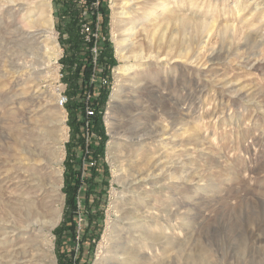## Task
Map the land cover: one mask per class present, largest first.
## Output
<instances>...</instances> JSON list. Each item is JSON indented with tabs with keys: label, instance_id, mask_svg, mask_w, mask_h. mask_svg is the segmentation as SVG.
<instances>
[{
	"label": "rangeland",
	"instance_id": "1",
	"mask_svg": "<svg viewBox=\"0 0 264 264\" xmlns=\"http://www.w3.org/2000/svg\"><path fill=\"white\" fill-rule=\"evenodd\" d=\"M87 1L50 0L53 34L60 52L56 62L48 66L45 50L24 37L23 11L0 14V257L12 244L20 245L23 236L43 237L37 223L27 234L17 230L12 241L1 238L15 228L10 207L19 192L16 180L22 176L16 175V159L31 158L25 148L30 144L35 152L41 150L34 158L42 159L39 170L51 150L59 161L54 168L61 172V211L48 235L55 264L105 262L101 246L122 227L130 215L126 207L133 202L125 185L129 153L148 144L154 149L148 137L140 142L129 140L144 132L139 122L157 120L158 107L147 92L152 93L153 88L165 90L167 103L187 97L191 108L180 120L187 121L193 135L188 145V170L193 179H202L197 184L191 182V197H199V205L203 202L189 211L192 224L197 225L195 234L184 250L162 259L161 264H264V0H128L129 19L134 22H140L145 12L160 11L157 3L172 5L171 17L188 12V19H172L175 31L169 28L160 39L151 33L164 20L156 27L141 25L137 34L128 38L133 41V52L125 61L115 54L112 0ZM35 4L29 11L36 14L39 6ZM75 14L78 26L72 25ZM86 21L99 22V47L101 53L105 48L110 55V63L98 61L109 83L96 87L109 86L110 91L102 108L96 105L97 96L94 98L88 153L83 149L84 140L82 147L75 145L82 137V96H72L74 115L80 123L75 128L69 124L67 108L62 110L55 102L58 85L64 84L69 94L67 77L80 59L85 61L81 53L73 54L69 39L77 34L82 39L81 23ZM145 27L158 46L188 47L190 58L164 64L138 57L135 46L142 44L143 49L150 41L143 38ZM117 66L128 67L129 75L116 73ZM115 87L118 97L111 101ZM136 100L148 113L132 116L137 111ZM96 120L102 122L105 138L99 135ZM30 136L37 146L30 142ZM0 264L11 263L3 258Z\"/></svg>",
	"mask_w": 264,
	"mask_h": 264
},
{
	"label": "bare ground",
	"instance_id": "2",
	"mask_svg": "<svg viewBox=\"0 0 264 264\" xmlns=\"http://www.w3.org/2000/svg\"><path fill=\"white\" fill-rule=\"evenodd\" d=\"M37 1L36 3L35 0H22L21 2L19 0H0V14L13 15V10L23 11L24 37L38 43L39 48L45 50L48 66V64L56 62L60 48L53 34L50 0ZM112 2L111 25L112 31L117 33V37L114 39L115 54L121 61L127 60L130 56L127 54L133 52L131 49L133 41L128 38L135 36L141 25L147 24L146 26L156 27L164 20L165 22L161 23L162 26L153 30L152 33L150 32L152 35L155 33L160 39L169 28L171 32L175 31L174 24L171 28L172 19L181 22L188 19V12H182V14L177 12L171 17L172 5L157 3L156 6L160 8V11L145 12L140 22H134L129 19L131 15L128 11L130 7L128 0H119L118 2L112 0ZM34 4L39 6L36 14L31 12ZM170 18L171 20L167 21ZM143 31H145L143 38L150 41L144 46L145 48L143 47L145 51L141 47L142 44L135 46L139 54L138 57L153 59L164 64L178 58L186 62L190 58L188 47L170 48V46H166V49L152 41L153 36L150 37L146 27ZM127 40L130 41L128 45ZM116 71L121 76L129 75L128 67L125 66H117ZM117 91L118 88L115 87L111 101L117 99ZM147 92L151 97H154L155 103L153 104L158 107L157 120L155 122L152 120L151 123L139 122L141 125L139 127L144 132L130 137L129 140L140 142L148 137L151 139L150 144L154 149H150L148 144V146L138 147L129 153L130 157L127 158V161L130 164L125 171L127 177L125 185L129 198L133 199L132 204L126 207V211L130 215L125 218L122 227L114 231L115 233L109 239L108 244L104 243L101 246V252L105 258V262L101 264H161L162 259L172 258L178 254L181 248L183 249L186 243L191 240L197 227L192 224L189 211L199 205L202 200L198 199L199 197H191L190 192L193 189L191 182L197 184L202 179H193L188 170L190 163L188 145L193 135L186 126L187 121L180 120L189 114L191 105L186 96L181 100L167 103L169 98H167L165 90L152 88V93H150L151 91ZM138 96L140 97V95ZM136 102L137 111L132 116L137 117L148 113L145 105L138 107V100ZM178 124L181 127L178 128L176 126ZM48 132L43 131L44 134H48ZM177 135L182 138L179 137V140L175 141ZM30 142H35L31 136ZM35 144L33 143V145ZM25 148H28L31 158L18 157L19 159H16L18 164L16 175L21 174L22 176L19 175V179L16 180L19 192L15 194L14 205L10 207L16 222L13 223L15 228L4 232L1 238L12 241L17 230H20L21 234H27L28 230L38 225L37 223L44 233L43 237L23 236L25 238L21 244L16 246L12 244V249L6 251L0 259L4 258L11 264H55L52 253L53 243L48 235L58 222L61 211L58 206L61 201V172L54 168L59 161L55 155L56 152L51 150L50 157L43 160L44 170L41 171L43 167L40 170L37 167L41 165L42 159H34L40 156L41 150L35 152V147L30 144H27ZM131 157L135 158L131 160ZM25 164L30 165L29 168L24 166ZM175 189L180 190L177 192L178 190ZM199 189L203 191V188L199 187Z\"/></svg>",
	"mask_w": 264,
	"mask_h": 264
},
{
	"label": "built area",
	"instance_id": "3",
	"mask_svg": "<svg viewBox=\"0 0 264 264\" xmlns=\"http://www.w3.org/2000/svg\"><path fill=\"white\" fill-rule=\"evenodd\" d=\"M99 15H96V20L98 21ZM99 22L96 25L92 24L91 22H82L81 23V33H82V41L86 45L85 48L87 50V57H85V62L88 64L90 68V76L87 81V89L82 96L83 100V109L84 114H82L81 118L79 119L82 128V138L84 140V147L83 149L89 150L90 145L92 144V116L96 111V106L94 104V98L97 96V88L96 84L98 85H107L109 81L105 76L101 73L102 66L98 63V57L101 53V49L99 47V43L101 41L100 31H99ZM60 70V69H59ZM62 76V74L60 75ZM98 83H95V82ZM58 93L56 95V105L65 110L66 104L69 100L68 94L65 91V85L61 84L58 85ZM92 162L90 160L87 163Z\"/></svg>",
	"mask_w": 264,
	"mask_h": 264
},
{
	"label": "trees",
	"instance_id": "4",
	"mask_svg": "<svg viewBox=\"0 0 264 264\" xmlns=\"http://www.w3.org/2000/svg\"><path fill=\"white\" fill-rule=\"evenodd\" d=\"M93 1V0H92ZM90 0L87 1L86 3L87 4H90ZM78 14H75L73 15V18H72V25H75V26H78L77 22H78V17H77ZM103 16L102 17V25H103V29H106V15L103 13ZM71 25V24H70ZM71 25V26H72ZM58 30H60V25H58ZM68 31L72 30L71 28H67ZM69 31V32H70ZM69 42H71V47H72V50L75 52L73 54H75L76 56L79 55V53H81L84 57H87V50L86 48L83 46L82 44V39L81 37L77 34L76 37L73 36V38L71 37L69 39ZM100 58H99V61L101 63H110V55H109V51H107V49H103L102 53H100ZM81 55V56H82ZM80 56V55H79ZM71 57L73 58V56L71 55ZM78 58V57H77ZM75 59H73L74 61ZM78 60V59H77ZM73 61H70L69 62V65L71 64V62ZM76 62V61H75ZM66 64H64L65 66ZM71 76H68L67 77V83L69 84L70 86V91H69V100L66 104V108L69 112V116H70V120H69V124L70 126L73 128H75V126H79V122L77 120V115L75 116L74 115V105H73V101H72V96L75 94L76 95V98H79V96H83V94L85 93L86 89H87V81L89 79V76H90V68L88 65H86V62H81V59L78 61V67L75 68L72 73ZM109 86H105L104 88H100L99 89V93H97V98H96V105H98V107H103V104L107 98V95L109 93ZM78 104L76 105V107H78V105L80 104L79 101H77ZM95 124L97 125L98 127V132H99V135L101 136V138H105V133H104V130H103V127H102V122L100 120H96ZM104 140V139H102ZM102 144V143H101ZM83 145V138L81 137L80 138V141L78 142L77 146H81L82 147ZM80 147V148H81ZM95 155V152L93 153Z\"/></svg>",
	"mask_w": 264,
	"mask_h": 264
},
{
	"label": "crops",
	"instance_id": "5",
	"mask_svg": "<svg viewBox=\"0 0 264 264\" xmlns=\"http://www.w3.org/2000/svg\"><path fill=\"white\" fill-rule=\"evenodd\" d=\"M79 139V138H78ZM78 139L76 141H78ZM75 145H77V143H75Z\"/></svg>",
	"mask_w": 264,
	"mask_h": 264
}]
</instances>
